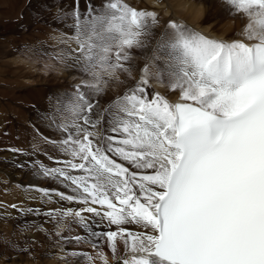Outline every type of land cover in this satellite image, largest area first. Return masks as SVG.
Returning <instances> with one entry per match:
<instances>
[{
    "label": "snow or ice",
    "instance_id": "6c2138e0",
    "mask_svg": "<svg viewBox=\"0 0 264 264\" xmlns=\"http://www.w3.org/2000/svg\"><path fill=\"white\" fill-rule=\"evenodd\" d=\"M222 2L246 20L242 38L212 39L171 22V38L157 42L169 49L160 74L177 101L149 97L146 65L139 83L102 113L92 95L105 75H132L122 61L147 46L142 37L156 17L119 0L74 14L75 62L93 71L94 83L57 99L82 123L61 126L70 158L42 170L74 193L58 192L60 199L85 206L62 215L79 218L98 249L104 240L115 255L122 242L130 254L122 264H264V0Z\"/></svg>",
    "mask_w": 264,
    "mask_h": 264
},
{
    "label": "bare ground",
    "instance_id": "6f19581e",
    "mask_svg": "<svg viewBox=\"0 0 264 264\" xmlns=\"http://www.w3.org/2000/svg\"><path fill=\"white\" fill-rule=\"evenodd\" d=\"M147 1L152 5H157L158 7H161L166 3L165 8L161 7V9H164L161 12L162 17L166 19L164 28L167 25L166 23L175 22L182 26H187V28H190L195 32H199L200 34H203L209 38L221 41H231L242 38L241 32L246 26V20L239 15L233 14L232 10L225 3H223L222 0H196L195 3L185 4L183 6L181 5L177 7L171 6L169 4V0ZM26 12L28 13V11ZM26 21L27 24H32L30 19H26ZM213 24H218L221 26L222 30L220 33H216L214 31ZM25 27L26 26L23 25V23H19L12 25L9 30H14L16 32ZM170 30L172 29L170 28ZM19 47L20 44H15L12 47L13 49H9V52L13 55H16L20 51ZM2 49L4 53L3 56L8 57L9 55L4 52L5 47H2ZM18 58L19 57H16V60H14V64L16 66H20L22 64V61ZM77 65H75V67H77ZM28 68L29 70H34V68H30V66ZM63 71L64 70H62V72ZM69 71L70 75H68V77H70L72 73L75 74L77 68L75 71L73 70V72L71 70ZM11 74H15L16 76V72H11L10 70V75ZM142 75L143 73L141 76ZM147 78L149 79V76ZM163 78L168 82L169 88H166V86L162 84L159 85L158 83H154L156 86H161L167 89L166 91L164 90V92L156 93H161L160 95L166 99L169 97L168 100L170 102H174L175 100L179 99L178 92L171 89L172 82L169 80L167 75H163ZM43 81H50V79L45 78L42 80L38 74L32 73V75L24 77V82L27 85L22 86L21 89H23L24 92L27 90L28 94H30L31 90L41 94L40 91L43 90ZM20 82H22V80ZM3 83H8V81L5 82V79H0V85ZM30 84L36 86L37 88L31 87V90L27 89V86ZM3 85L2 87L0 86V94H3V96L6 93L7 95H10L11 91L9 89H5L7 84L5 85V88H3ZM40 85L42 89L39 87ZM10 86L11 85L8 84L7 88H10ZM12 90L14 91L15 89ZM46 91L47 89L45 90V93ZM53 91L55 92L56 89ZM27 93H25V95ZM42 93H44V91ZM11 94H13V92ZM59 96L61 95L59 94ZM64 96L66 97L67 94ZM105 99H107V96L101 100V103H105ZM46 100L44 101L45 104L43 103L45 110H42V113L47 117L48 115L55 117L58 123L62 125L61 119L58 117L61 107L58 108V106H54L55 108H52L50 106L51 102ZM97 103L98 101H96V104ZM56 107L58 109H56ZM1 111L3 115H0V151L4 152L6 157L5 159L0 158V193L8 192L10 197L7 198V196H5V198L0 200V204L6 205L8 202H10V204L13 205V209L6 214H0V264H34V261L41 262L44 252L48 250H51L50 259L57 260L56 264H105V261L106 264H120L117 262L118 259L124 256L126 253L122 242L117 243V253L115 255L112 253L107 242L104 240L99 241L100 248L98 249L96 247L97 241L92 237H85L82 234L80 228L77 226L79 218L75 217L74 215H62V213H64L67 209H72L74 212L75 210L82 209L85 206L77 202H69L60 199V197L56 195L58 192H63L68 195H74V193H72L69 188L65 187L58 180L51 179L50 177H47L48 180H44L37 168H34V166L30 167L32 162H44L43 167L56 168V166L49 164V160L46 162L47 158L45 160L42 159L41 154L42 152L46 151L48 156L52 157L51 153L54 152V150L58 147L47 144L44 142L45 140L41 141L40 138L35 135V131L33 132V130H31L29 127V131L22 128V130H20L18 133L19 140H16L15 135L12 136L11 128H17L24 124V122L18 119L14 121L13 118L4 111V109H1ZM20 113L22 115L20 116L21 119L27 118L28 114H31L30 112L25 114L23 111H20ZM69 113V116L75 118L71 112ZM14 114H16V117H19V113H16V111ZM32 119L36 120L38 118L34 116ZM70 122L71 120L69 119L64 124L70 127ZM6 127L7 129H5ZM49 127L52 129L50 125ZM101 127L104 128L107 127V125H102ZM16 131L17 130L12 132L15 134ZM27 140L31 146V151L30 154L25 158V161L20 163L17 161L12 149H15L19 145L25 143ZM58 149L56 151H58ZM60 152L61 153L58 154L61 155L56 159L64 161L70 158L69 156L64 155L63 150ZM58 167L61 166L58 165ZM19 180L23 181V184L26 185L25 202L21 205L19 187L10 184L11 181ZM28 181H33L35 184H40L43 182L48 186V189L46 191L41 190L40 192L32 188L31 184L28 185ZM54 186L55 189L50 191L49 189ZM47 191L48 193L46 194ZM16 201H19V203ZM15 202L18 204L15 205ZM50 211L55 213L54 218L47 215V213ZM85 215L90 220H92L93 223L99 220V217H93L92 214ZM25 222H27V227L21 228L20 226ZM126 227L133 232L143 231V229L137 225H126ZM30 228H33L31 232L29 231ZM96 230L99 231V229ZM76 236H80L81 239L79 241L72 239ZM65 237H68L69 239H65ZM83 254H88L90 259H85Z\"/></svg>",
    "mask_w": 264,
    "mask_h": 264
},
{
    "label": "rangeland",
    "instance_id": "374dc122",
    "mask_svg": "<svg viewBox=\"0 0 264 264\" xmlns=\"http://www.w3.org/2000/svg\"><path fill=\"white\" fill-rule=\"evenodd\" d=\"M77 1L78 2L76 3V0H72V2L70 4V8L72 10L76 6L79 8H83V9H94V10H100V11L104 10L103 4H104L105 0H98V1L97 0H77ZM159 1H162V0H159ZM119 2L127 4L128 6L134 8L138 11L143 10L146 12L147 7L150 8V13H153L154 15L158 14L156 17V24L157 25H154L152 27L149 35L142 37L143 40L148 41L147 46L144 48H140V49H137V48L131 49L130 50L131 59L129 61H126V62L122 61V63H126L127 65L132 67V75L131 76H129L127 73H124L122 71L117 72L116 76L118 78L105 75L104 79L106 80V83L103 85L101 92L99 94H93L92 95V99L94 100L95 104H96V101H98V103L95 105V108H94V110L96 112L104 111V109H106L114 101L119 100V98L121 96H123L128 89L134 87L137 83H139V80L141 79L142 69L146 65L149 66V75H148L149 76V79H148L149 82H151L153 84L154 83L162 84V85L166 86V88H169L168 82L163 78V75L160 74V70L164 69L165 64L169 60V49L167 47H164L162 50H158V45H157V42L161 41L162 37L166 41V40L170 39L172 34H173V30H170L169 28H167V29L164 28V24L166 22V19L162 17L161 12L164 9H161V7L165 8L166 3L164 5H162L161 7H158L157 5L150 4V2H148L147 0H119ZM195 2H196V0H169V4L173 7H177V6H181V5L183 6L185 4H190V3H195ZM25 7H28V13L26 12L27 9ZM62 8L63 7L61 5H54V0H31V3L30 2L27 3V0H0V74L2 72V68H3L4 72L5 73L8 72L7 74H9V75H10V70H11V72L12 71L16 72V76H15V74H11V75H14L16 77V79L13 83L8 82L5 84L3 83L4 85L3 84L0 85L1 87L3 85V88H5V85L7 84L5 89H9L11 91V93L13 92V94L10 93V95H7V93H6V94H4V96L7 95L8 97H10V96L14 95V93L17 94V93L23 91V89H21V87L24 85H27L24 82V77L30 76V75H32V73L38 74L42 78V80H44L45 78L50 79V81H43V83H42L43 86H45V88L47 89L46 93H45V90H46L45 88L42 91H40L41 94L39 92L32 91L30 89L31 87L37 88L36 86H34L32 84L27 86V89L31 90L30 94L27 93V90L25 92L23 91L24 94L27 93L26 95L31 98V99H26L27 100L26 103L29 105H32L31 110H29L32 113H34V111L36 110L37 112L41 113V115H44L42 113V110H45V108L43 107L44 101H43V98H41V95L43 94V95H45V97H47V95H48L47 92L49 91L50 88L53 90L59 89V91H55V93H57L58 95L59 94L61 95V96H58L57 98H63L64 100H66L69 96H71L69 94L70 89H71L70 90L71 93L74 92V94H76L75 90L78 86H84L86 82H87V84L94 83V81L92 80L93 71L90 70L89 72H86L83 69L82 65H80V64L77 65V63L75 62L76 58L80 55L79 51L78 52L75 51L78 53V56L74 55V57L72 59L74 66L69 68V70H71L72 72H73V70L75 71L77 68V71L75 74L72 73V75L70 77H68V75H70L69 74L70 71L67 68H65L64 66H62V64H61L60 55L63 54V55L68 56V52L66 51V49H67V47L70 48V46H68L67 44L60 46L63 43V41H62V36L58 32L63 31L62 27L64 26V24L65 25H72L75 21V19H74L75 13L71 12L70 10H63L62 11ZM20 14H21V16H20ZM17 18H19V19H17ZM26 19H30L32 24H27ZM19 23L20 24L23 23V25H25L26 27L21 28L20 31H16V32L14 30H9V28L12 25L19 24ZM184 27L187 28V26H184ZM213 28H214V31L216 33H220L222 30L221 26L218 24H213ZM9 34H11V36L9 38H7L5 35H9ZM19 34H22L24 41L27 40V43H30V45H26L25 42L22 44L21 40L18 39L17 36H14V35L21 36ZM4 37H6V38H4ZM37 39H40V41H42L44 39V42L45 43L49 42L50 46H47V48H45V46L42 45V43H39ZM15 44H20V47H19L20 51L16 55H13L9 52V49L12 48L13 45H15ZM58 46H60V47H58ZM2 47H5L4 52L9 55L8 57L3 56V54H4L3 49L4 48L2 49ZM77 47H79L78 43L76 44V48ZM72 49L74 50V48H72ZM13 52H16V51H13ZM75 52H74V54H75ZM52 55H55V57H57V59H58L57 63L51 59ZM16 57H19L18 59L22 61V64L20 66H16L14 64V60H16ZM154 63H155V65H154ZM75 65H77V67H75ZM153 65H154V68L151 67ZM29 66H30V68L33 67L34 70H29V68H28ZM61 69L64 71L62 72ZM60 70L62 73L60 72ZM95 72L97 74H100V75L105 74L102 68L95 69ZM157 76H159V79L157 78ZM1 77L4 79L8 78L5 74H3ZM1 77H0V79H1ZM18 80H20V81L22 80V82H20ZM6 81L7 80H5V82ZM8 84L11 85L10 86L11 89L7 88ZM47 84H49V85H47ZM153 84L149 83L146 87L150 98H151V95L153 93H156V92L151 90L148 86H151V87H153V89L161 91V92H164L163 90L166 91V88L161 87V86H154ZM43 86H42V88H43ZM39 87L41 88V85ZM12 89H15V90L13 91ZM83 89L86 92L89 91V89H87V88H83ZM43 91L45 94L42 93ZM65 94H67L66 97L64 96ZM105 96H107V99H105V103H101V100ZM1 97H3V94H0V115H3L1 109H4V111L6 113H8L12 118H13V116L16 115V114H14L15 111H16V113H19V115L18 114L17 115L19 116V118H21L20 116H22V115H21L20 111L18 109H16L17 106L12 105L13 107H15V108H12V111L6 110L7 108L11 109L12 103H9V104L3 103L1 101ZM39 98H41V99H39ZM167 99H169V97H167ZM13 101H16V100H13ZM17 104H19V103H17ZM58 108L56 107V109H58ZM69 115H70L69 111H67L65 108V105H63L61 107L60 113L58 115V117L61 119L62 125L65 126L66 124H64V123L66 121H68L69 119L68 118H61V117L62 116L67 117ZM30 116L33 117L32 114H30ZM34 116L37 117L36 114ZM70 120H71V122H70L71 124H72L73 120H77L78 123L82 122V120H79L77 117L70 119ZM24 124L21 125V126L24 125L23 127L19 126L17 128L15 127L14 129H11L12 135H15V137L18 136V133L20 130H22V128L29 131L28 130L29 125L26 123H24ZM34 124L32 123V125H33L32 128L35 131V133L38 135L39 133L36 129V125H34ZM32 128L30 127L31 130H32ZM15 130H17V131L14 134L13 132H15ZM49 136L50 135H48V137ZM40 137L43 139L44 136L41 135ZM50 137L52 138V136H50ZM43 140H41V141H43ZM55 146L56 145H54V147ZM56 147H58V146H56ZM58 148H56L54 150V152ZM15 149L22 151V152H25L24 155H19L17 152L13 151V153L15 154V156L17 158V161L22 163L25 161V158L30 154L31 146L29 144V141L27 140L25 143L19 145ZM5 157H6V154L4 152L0 151V158L5 159ZM57 158H59V157L57 156ZM45 159L46 158H44V160ZM47 161H48V159L46 160V162ZM56 161H58V159H56ZM39 163L44 164V162H39ZM49 163H51V162H49ZM57 165L62 166L61 164H58V163H57ZM57 165H56V167H58ZM32 166H34V168H37L39 170V172L41 173V177H42V175H43L42 171L43 170L39 169L38 162H34V163L32 162L30 164V167H32ZM43 168H45V167H43ZM17 169L19 170L18 167H17ZM16 174H18V173H16ZM42 178L44 180H48V178H44V177H42ZM10 184L19 187V189H20L19 196L21 198L20 205L23 204L25 202L26 185H24L23 181H20V180L19 181H11ZM27 184L28 185L31 184V186H32V184L36 185L34 187V189H36L40 192H41V190L46 191L48 189V186L46 184H44L43 182L40 183L41 186L37 183L35 184V182H33V181H28ZM46 193H48V191ZM8 194H9L8 192L7 193H0V200L5 198V196H7V198H9L10 195H8ZM17 202L19 203V201H17ZM18 203H16V205ZM12 209H13V205H11L10 202H8L6 205L0 204V214H6L9 211H12ZM32 230H33V228L29 229L30 232ZM50 253H51V250L44 252L41 262L34 261V264H56L57 260L50 259Z\"/></svg>",
    "mask_w": 264,
    "mask_h": 264
}]
</instances>
